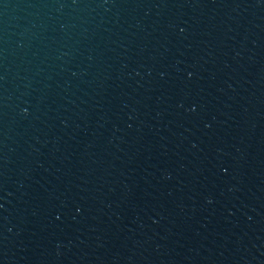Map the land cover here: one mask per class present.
Returning <instances> with one entry per match:
<instances>
[{
  "label": "water",
  "instance_id": "obj_1",
  "mask_svg": "<svg viewBox=\"0 0 264 264\" xmlns=\"http://www.w3.org/2000/svg\"><path fill=\"white\" fill-rule=\"evenodd\" d=\"M0 264H264V0H0Z\"/></svg>",
  "mask_w": 264,
  "mask_h": 264
}]
</instances>
